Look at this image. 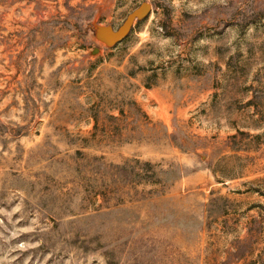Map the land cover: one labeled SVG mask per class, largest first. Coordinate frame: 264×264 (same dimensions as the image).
I'll return each instance as SVG.
<instances>
[{"label": "rangeland", "instance_id": "374dc122", "mask_svg": "<svg viewBox=\"0 0 264 264\" xmlns=\"http://www.w3.org/2000/svg\"><path fill=\"white\" fill-rule=\"evenodd\" d=\"M0 264H264V0H0Z\"/></svg>", "mask_w": 264, "mask_h": 264}, {"label": "water", "instance_id": "95a60500", "mask_svg": "<svg viewBox=\"0 0 264 264\" xmlns=\"http://www.w3.org/2000/svg\"><path fill=\"white\" fill-rule=\"evenodd\" d=\"M152 9L153 7L150 3L145 2L141 4L127 16L118 29H114L111 26H100L94 23L93 33L95 40L106 48L112 49L116 47L128 38L136 22H142L150 16ZM96 52L98 50H95Z\"/></svg>", "mask_w": 264, "mask_h": 264}]
</instances>
